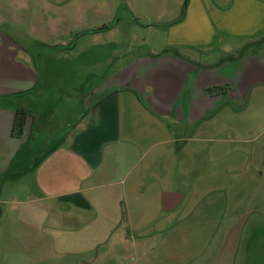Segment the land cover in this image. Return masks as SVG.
Returning a JSON list of instances; mask_svg holds the SVG:
<instances>
[{"label": "crops", "instance_id": "obj_1", "mask_svg": "<svg viewBox=\"0 0 264 264\" xmlns=\"http://www.w3.org/2000/svg\"><path fill=\"white\" fill-rule=\"evenodd\" d=\"M172 1L160 5L171 14L165 43L118 65L55 134L36 128L29 98L45 89L46 57L68 48L58 26L71 18L47 19L28 44L5 26L56 2L0 0V205L15 206L27 239L48 230L55 253L60 233L66 254L94 252L95 263L112 238L146 246L162 235L169 250L214 232L218 192L228 210L239 199L264 208V0ZM84 9L87 24L99 22L96 2ZM19 107L30 111L22 136ZM165 196L175 197L170 210Z\"/></svg>", "mask_w": 264, "mask_h": 264}, {"label": "rangeland", "instance_id": "obj_2", "mask_svg": "<svg viewBox=\"0 0 264 264\" xmlns=\"http://www.w3.org/2000/svg\"><path fill=\"white\" fill-rule=\"evenodd\" d=\"M51 1L56 2L51 10L41 4L30 6L24 9L23 24L5 28L16 38L32 44L34 34L45 28L43 24H47V19H64L66 14L71 18L58 26L68 30V48L46 57V64L51 62L52 72H45V89L40 95L29 98L32 110L41 118L40 125L36 123L35 127L44 126L48 133L60 134L83 114L82 107L87 103L92 87L110 76L118 65L144 55L150 47L160 48L165 43L168 26L164 24L168 23L171 14L160 6L165 0ZM91 1L98 4L101 12L95 25L87 24L85 20L88 10L84 7ZM94 28L95 31L90 33ZM251 187L239 190L240 187L234 186V189L236 193H249ZM212 200L216 201L214 232L190 234L179 239L181 244L169 250L164 246L162 235L145 242L146 246H134L130 241L125 245L118 244L112 238L101 247L100 258L95 263L86 260L94 258V252L81 260L66 254L60 233L57 234L55 253L48 230L35 234L34 242L27 239L28 233L18 232L20 222L13 212L15 206L4 203L0 205L3 211L0 264H264V208L251 211L248 200L239 199L232 202L228 210L227 194L222 196L219 192ZM205 204L208 203L202 205V211ZM199 221L196 222L204 223L203 218Z\"/></svg>", "mask_w": 264, "mask_h": 264}, {"label": "trees", "instance_id": "obj_3", "mask_svg": "<svg viewBox=\"0 0 264 264\" xmlns=\"http://www.w3.org/2000/svg\"><path fill=\"white\" fill-rule=\"evenodd\" d=\"M30 111L25 107H19L16 110L15 121L13 126V134L22 136L26 130Z\"/></svg>", "mask_w": 264, "mask_h": 264}, {"label": "water", "instance_id": "obj_4", "mask_svg": "<svg viewBox=\"0 0 264 264\" xmlns=\"http://www.w3.org/2000/svg\"><path fill=\"white\" fill-rule=\"evenodd\" d=\"M164 203L167 206L166 210L172 209L176 205L175 204V197L174 196H165Z\"/></svg>", "mask_w": 264, "mask_h": 264}]
</instances>
